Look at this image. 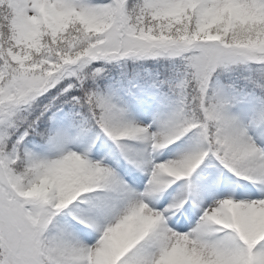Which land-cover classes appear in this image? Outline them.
Listing matches in <instances>:
<instances>
[{
	"label": "snow or ice",
	"instance_id": "snow-or-ice-1",
	"mask_svg": "<svg viewBox=\"0 0 264 264\" xmlns=\"http://www.w3.org/2000/svg\"><path fill=\"white\" fill-rule=\"evenodd\" d=\"M0 264H264V0H0Z\"/></svg>",
	"mask_w": 264,
	"mask_h": 264
},
{
	"label": "rangeland",
	"instance_id": "rangeland-1",
	"mask_svg": "<svg viewBox=\"0 0 264 264\" xmlns=\"http://www.w3.org/2000/svg\"><path fill=\"white\" fill-rule=\"evenodd\" d=\"M152 94L149 95L148 100L149 103L147 105V107H145L144 105H135L132 107L131 111L133 116L143 122V123H148L151 121V119L153 118V115L158 111V110H162L163 108V104H162V100L161 98L157 97L154 95L155 90H153L151 92ZM161 159H165L166 155H162L160 157Z\"/></svg>",
	"mask_w": 264,
	"mask_h": 264
}]
</instances>
